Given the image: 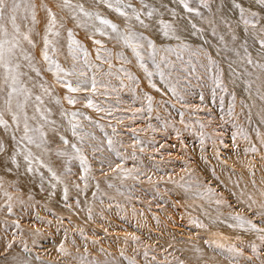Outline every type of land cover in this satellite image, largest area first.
Wrapping results in <instances>:
<instances>
[{
  "label": "rangeland",
  "instance_id": "obj_1",
  "mask_svg": "<svg viewBox=\"0 0 264 264\" xmlns=\"http://www.w3.org/2000/svg\"><path fill=\"white\" fill-rule=\"evenodd\" d=\"M174 1L18 0L13 41L28 70L11 98L22 147L0 142V264H185L176 243L198 216L185 205L231 206L202 171L211 141L193 133L213 131L223 157L229 133L250 129L220 103L231 46L205 23L233 18L226 0ZM10 148L42 172V199L10 170ZM234 210L238 230L259 224Z\"/></svg>",
  "mask_w": 264,
  "mask_h": 264
},
{
  "label": "bare ground",
  "instance_id": "obj_2",
  "mask_svg": "<svg viewBox=\"0 0 264 264\" xmlns=\"http://www.w3.org/2000/svg\"><path fill=\"white\" fill-rule=\"evenodd\" d=\"M25 1L22 0V4H27ZM170 1L175 3L174 0ZM220 8L230 12L229 20L233 19L230 23H225L230 26L205 20L206 25L211 26L212 33L223 34L222 39L226 42L228 40L231 46L220 47L223 58H226V62H220L223 66L220 78L225 92L220 103L224 106L232 104L228 109L233 117L246 120L250 129L244 131L236 128V131L229 133V147L234 154H225L223 157L218 153L221 148L228 149V145L223 140L218 141L219 137L213 131L211 135L210 129L206 127L208 132L193 133L195 138L202 137L203 145L211 141L209 154H206L204 147L201 148L202 156L199 157L202 159V171L210 182L226 191L224 193L232 198L229 199L232 204L226 206L227 203L224 204L217 197H214L217 205L208 203L207 198L201 204H196L194 200L193 205L187 203L184 207L185 213L193 212L198 216L196 221L193 219L188 223V230L184 231L188 241L176 243V248L184 256L185 264H264V258L261 257L264 254H261L264 246V3L261 0H226V4ZM180 12L183 13V10ZM179 16L175 18L183 19L182 15ZM8 18L6 16L1 21L7 35L0 33V41H8L4 46L5 63L0 64V110L4 114L0 117V142L12 147L19 146L17 138L22 139L20 135L23 133H13L10 130L13 104L11 98L12 94H21L18 84L24 83L28 69L25 57L18 54L20 49L25 51V48L13 41L15 31L8 24ZM253 88L255 94L252 93ZM19 147H22L21 144ZM9 153L11 157L8 164L12 173L23 174L27 179L26 184L31 187L33 185V197L42 199V172L36 169V175L32 174L30 170L33 165L29 168L27 164H22L21 159L17 160L16 152L12 148ZM8 194L4 192L2 196ZM11 197L12 195L9 198ZM226 208L234 210L237 214L234 217L238 219L251 217L259 221V224L251 223L250 227L238 230L236 226L240 222H234L231 212L230 216L226 214ZM18 247L13 244L12 253L15 260L20 262L23 255Z\"/></svg>",
  "mask_w": 264,
  "mask_h": 264
},
{
  "label": "snow or ice",
  "instance_id": "obj_3",
  "mask_svg": "<svg viewBox=\"0 0 264 264\" xmlns=\"http://www.w3.org/2000/svg\"><path fill=\"white\" fill-rule=\"evenodd\" d=\"M117 2H119V0H117ZM261 2L264 3V0H261ZM65 3H67V0H65ZM19 7H20V4L18 3V0H11L10 4H9L8 0H0V21H4L6 16L9 17L12 21L13 29L17 32L19 31V29L17 28L16 23H15V21H16L15 13L19 9ZM236 7L239 8L240 5H236ZM85 14L88 15L87 13H85ZM149 15H151V13H149ZM241 16L243 17V9L242 8H241ZM137 19H139L138 16H137ZM33 20H35L34 14H33ZM101 23L109 25L113 29V31L116 30V26L111 25L109 23V21H107V20H102ZM245 23L247 24L248 21H245ZM53 24H54V18H53ZM0 33H3L5 36L7 35L6 29L4 28L3 23H0ZM165 35L166 36L168 35L167 31L165 32ZM25 38L27 39V37H25ZM129 39L130 38L126 39V43L129 42ZM5 43H8V41H0V64L5 63V50H4ZM46 44H47V41H46ZM149 45L154 47V45H152L151 42H149ZM8 70L11 71V69H8ZM161 76H163V73H161ZM70 90H74V89L70 88ZM69 102L72 103L73 101L70 100Z\"/></svg>",
  "mask_w": 264,
  "mask_h": 264
}]
</instances>
